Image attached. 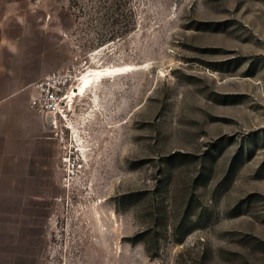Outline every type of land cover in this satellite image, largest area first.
I'll list each match as a JSON object with an SVG mask.
<instances>
[{
  "label": "rangeland",
  "instance_id": "1",
  "mask_svg": "<svg viewBox=\"0 0 264 264\" xmlns=\"http://www.w3.org/2000/svg\"><path fill=\"white\" fill-rule=\"evenodd\" d=\"M0 264H264V0H0Z\"/></svg>",
  "mask_w": 264,
  "mask_h": 264
},
{
  "label": "built area",
  "instance_id": "2",
  "mask_svg": "<svg viewBox=\"0 0 264 264\" xmlns=\"http://www.w3.org/2000/svg\"><path fill=\"white\" fill-rule=\"evenodd\" d=\"M76 72L75 67H68L49 73L35 84L29 100L30 106L53 125L54 136H59L60 139H63L65 132L62 127L59 129V126L64 120L67 125L69 122L70 96L75 87Z\"/></svg>",
  "mask_w": 264,
  "mask_h": 264
},
{
  "label": "bare ground",
  "instance_id": "3",
  "mask_svg": "<svg viewBox=\"0 0 264 264\" xmlns=\"http://www.w3.org/2000/svg\"><path fill=\"white\" fill-rule=\"evenodd\" d=\"M125 69V66H107L88 70V72L81 77L82 80L79 86H75L76 88L74 87L73 93L70 96V102L76 95H83L88 88L96 86L104 77L119 74Z\"/></svg>",
  "mask_w": 264,
  "mask_h": 264
}]
</instances>
